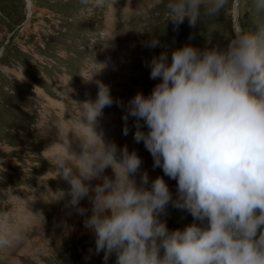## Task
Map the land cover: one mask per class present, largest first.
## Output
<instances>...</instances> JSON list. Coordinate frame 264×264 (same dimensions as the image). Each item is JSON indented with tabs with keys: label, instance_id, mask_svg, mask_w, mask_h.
Returning <instances> with one entry per match:
<instances>
[{
	"label": "clouds",
	"instance_id": "clouds-1",
	"mask_svg": "<svg viewBox=\"0 0 264 264\" xmlns=\"http://www.w3.org/2000/svg\"><path fill=\"white\" fill-rule=\"evenodd\" d=\"M81 2L93 13L115 9L116 0ZM229 6V0H166L165 17L177 28L186 19L195 28ZM251 11L222 45L189 43L171 58L166 48L153 56L150 79L159 82L148 95L137 92L125 104L97 81L96 100L78 104L69 130L81 143L79 154L61 132L65 151L55 157L54 176L69 188L57 199L66 198L69 214L85 217L94 253L103 252L105 261L114 254L115 264H264V0H251ZM146 46L162 47L158 38ZM95 65L85 80L105 67ZM114 104L124 109V135L134 118V140L163 176L150 180L136 151L106 139L101 121ZM165 176L177 181L175 197ZM86 198L90 215L81 205ZM169 206L190 214L192 223L170 230L162 219ZM0 220L7 223L6 216ZM10 243V233L0 232V247Z\"/></svg>",
	"mask_w": 264,
	"mask_h": 264
},
{
	"label": "rangeland",
	"instance_id": "rangeland-1",
	"mask_svg": "<svg viewBox=\"0 0 264 264\" xmlns=\"http://www.w3.org/2000/svg\"><path fill=\"white\" fill-rule=\"evenodd\" d=\"M165 2L116 0L113 10L89 13L81 0H0V217H7V223L0 220V232L11 235V243L0 247V264H115L114 254L105 261L103 252L94 253L95 236L84 227L85 217L69 214L66 198L57 199L69 185L54 176L55 157L65 151L64 139L69 151H81L69 130L78 104L96 100L97 81L127 104L137 92L150 94L159 82L150 79L148 63L165 48L171 58L185 44L214 47L231 36L236 0L195 28L187 19L178 28L167 22ZM252 15L251 0H239L237 22L241 17L249 22ZM152 38L162 47H147ZM94 62L105 67L85 80ZM123 115L115 104L105 108L101 126L106 139L136 151L143 160L141 173L147 171L150 180L163 176L143 142L134 140V118L124 135ZM106 174L112 175L111 167ZM164 178L175 197L177 181ZM81 205L90 215L87 198ZM162 219L170 230L193 220L171 206Z\"/></svg>",
	"mask_w": 264,
	"mask_h": 264
},
{
	"label": "water",
	"instance_id": "water-1",
	"mask_svg": "<svg viewBox=\"0 0 264 264\" xmlns=\"http://www.w3.org/2000/svg\"><path fill=\"white\" fill-rule=\"evenodd\" d=\"M238 3H239V0H236V2H235V9H234V13H235V25L238 23L237 22Z\"/></svg>",
	"mask_w": 264,
	"mask_h": 264
}]
</instances>
